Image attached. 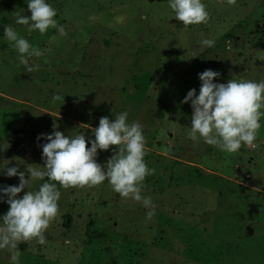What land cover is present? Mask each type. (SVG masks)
<instances>
[{
  "label": "rangeland",
  "instance_id": "rangeland-1",
  "mask_svg": "<svg viewBox=\"0 0 264 264\" xmlns=\"http://www.w3.org/2000/svg\"><path fill=\"white\" fill-rule=\"evenodd\" d=\"M27 2L0 0V186L19 185L7 167L26 179V167H43L40 134L85 135L91 147L99 119L126 111L129 124L143 126L144 161L155 171L141 194L154 209L121 198L107 180L57 184L46 242L21 243L18 264H264V115L254 144L227 153L189 138L192 108L182 103L189 90L199 94L198 73L207 69L221 74L214 83L264 81V0H202L208 20L187 27L169 0H45L65 36L16 24L15 12L31 14ZM5 26L45 50L29 59L37 71L19 64ZM204 39L214 46H202ZM111 155L98 150L97 162ZM46 181H30L24 191ZM0 264H10L6 250Z\"/></svg>",
  "mask_w": 264,
  "mask_h": 264
},
{
  "label": "clouds",
  "instance_id": "clouds-1",
  "mask_svg": "<svg viewBox=\"0 0 264 264\" xmlns=\"http://www.w3.org/2000/svg\"><path fill=\"white\" fill-rule=\"evenodd\" d=\"M235 5L236 0H227ZM169 7L175 13V19L187 27L208 20L206 5L202 0H169ZM30 15L15 12V22L27 27L29 32L38 30L45 34L49 28L56 29L65 36L63 26L58 25L54 17L56 10L45 0H28ZM4 37L9 45L16 49L19 64L24 65L28 73L37 71L39 65H30L31 57H41L45 50L33 47L20 37L12 26H5ZM56 40L53 36L49 43ZM214 41L204 39L202 46L213 47ZM221 74L212 69L198 73L201 82L199 94L196 89L187 92L182 103H191V129L188 136L193 141L202 140L205 144L218 147L227 153H235L242 145L252 146L257 139L264 113V81L230 79L227 83H214ZM54 96L53 101L59 100ZM128 113L121 112L110 120L104 116L99 119L98 127L93 129L94 139L85 135L65 136L60 131L40 134L47 142L42 147L43 167H26V173L17 166L7 167V177H19V185L0 186V201L9 205V209L0 216V250H6L10 264H18L19 245L23 242H35L43 245L45 231L58 213V200L61 196L57 184L64 189L76 187H95L108 181L113 191L123 199H132L145 208L154 209L150 197L142 196L145 178L154 173L144 161L145 138L143 126L138 122H127ZM55 127V126H54ZM112 146H115L112 148ZM112 155L103 165L97 162L98 150L108 151ZM54 181L42 183L36 191L28 189L30 181ZM24 192L22 197L18 194ZM154 210L147 212L146 219L151 220Z\"/></svg>",
  "mask_w": 264,
  "mask_h": 264
},
{
  "label": "trees",
  "instance_id": "trees-1",
  "mask_svg": "<svg viewBox=\"0 0 264 264\" xmlns=\"http://www.w3.org/2000/svg\"><path fill=\"white\" fill-rule=\"evenodd\" d=\"M173 163L176 164V163H179V162L174 161ZM64 219H65V226H68L70 224V218L69 217H65Z\"/></svg>",
  "mask_w": 264,
  "mask_h": 264
}]
</instances>
